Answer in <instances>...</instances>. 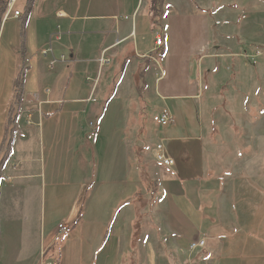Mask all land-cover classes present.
Listing matches in <instances>:
<instances>
[{
  "label": "rangeland",
  "instance_id": "374dc122",
  "mask_svg": "<svg viewBox=\"0 0 264 264\" xmlns=\"http://www.w3.org/2000/svg\"><path fill=\"white\" fill-rule=\"evenodd\" d=\"M224 1L225 4L218 6L222 14L220 23L212 21V16H208L207 21L202 23L199 13L185 21V25L190 29V39L196 40L190 46V52L181 54V59L184 57L185 62L188 61L187 69L183 72V68L180 67L176 71L179 75L178 80L183 77L182 80L192 84L186 83L182 91L184 97L175 100L179 110L176 109L174 129L173 125H162L159 122L160 114L166 112L160 99L151 103L155 105L152 110H147L148 102L146 103L147 100L139 95L138 89L133 92L128 103V118H124L121 110L116 108V101L112 103L98 139L93 136L94 126L90 125L96 118L84 115L77 118L83 135L89 136L95 140V144L97 143L96 152L92 150L87 140L80 149L69 148L73 143L70 129L56 135L54 141L58 147L52 153V178L50 183H46V202L43 210L44 245L47 246L52 241V245L45 247L42 253L46 252L45 258L42 256L45 264H99V256L102 253L99 255L98 251L103 245L104 237L108 238V241L114 237L117 244L103 264H117L120 254L124 250L125 252L129 250L135 235L133 233L135 203L130 202L122 207L114 221H110V214L116 207L120 191L123 195H129L139 187L142 194L145 191L134 157L130 175L132 184H128L122 190L117 189V181L111 172L109 159L113 151L121 150L118 144H121L123 139L126 144L133 145L135 142V147L143 148L144 164L151 178L154 176V166H161L156 160L157 144H164L167 152L171 149V157L176 163L172 167L175 175L170 171L165 181L177 180V186L171 185L170 182L164 184L159 182L163 193L159 194L152 208L155 221L147 220L145 214H143L145 219L140 221L141 263L138 264H171L172 257L180 261H176L178 264H194L192 260L195 253L190 256L191 259H187L188 252L185 253L187 257L177 256L175 251L169 249L171 245L160 244L154 230L148 225L156 222L162 241L183 238V248L188 249L191 241H199L205 237L214 239L216 230L212 222L216 220L219 222V219L226 224L224 227L222 225L221 229L218 226L217 231L227 233L237 230L238 226L240 234L236 236L235 244L229 249L234 256L224 258L218 264H225L226 261H230L231 264H264V0ZM53 4V1H47L45 4L43 0H39L37 4L29 28L31 50L40 46H37V43L34 45L39 20L46 22V27L57 21L52 17V9L55 7ZM24 5L25 0H18L17 9L22 11ZM144 5L145 3L142 7ZM145 20L141 21V25L148 26ZM208 20H211V23ZM225 21L229 34L234 31L238 34L236 40L229 37L227 42L229 45L237 43L235 46L238 49L227 44L221 51L224 56L215 57L212 56L214 53L210 44L222 40L223 32L220 28L223 30ZM241 21H244L242 25ZM170 23L174 34L176 28L172 22ZM213 24L216 27L212 26ZM122 27L126 29V26H121V30ZM1 28L0 143L2 127L4 128L8 105L12 98L13 79L18 72V65L21 64L22 45L20 20H8ZM161 31L157 30L159 33ZM154 36L155 34L150 32L143 36L144 39L139 37L140 52L145 53L153 47ZM156 43L155 39V45ZM41 51L40 55L47 59L49 67L51 60H56L57 66L69 59L68 54H57L53 49L52 53L47 55H42ZM151 55H156V52ZM172 56L168 59V67L164 65L162 71L153 64L157 69L156 78L164 73L165 77L160 79V86L166 88H170L171 76L168 72L171 70ZM28 59L29 62L27 60L26 64L30 63L31 66L36 64L33 58ZM171 71L174 72L175 69ZM33 72L27 80V89H31L35 81L36 76ZM113 72L112 69L111 79ZM144 73L150 74L148 80L156 79L152 78V69L140 72L139 76ZM76 83L78 81L71 80L69 90L71 94L69 96L67 94L65 101L73 97L72 91ZM93 83H89L90 87ZM140 86L145 90L146 85ZM107 89L108 86L104 87V91ZM194 91L198 96L192 99L189 96ZM89 93L90 90L76 95L84 96L86 99ZM124 105L125 101L119 102L120 109ZM126 122L128 127L124 129ZM179 128L183 132L181 137L185 138L186 147L181 141L173 144L174 130ZM157 129L159 131L156 135ZM185 151L187 154H184ZM122 163L120 158L119 166ZM176 171H181L180 177ZM173 176L176 179H173L175 178ZM101 181L105 185L103 188H99ZM168 183L173 191L165 194L164 188ZM233 190L239 217L237 222V213L232 208ZM71 209H77V213L83 210L82 223L73 228L69 227L59 236L58 221L67 219ZM241 227L245 229L242 230Z\"/></svg>",
  "mask_w": 264,
  "mask_h": 264
},
{
  "label": "crops",
  "instance_id": "0c3cea01",
  "mask_svg": "<svg viewBox=\"0 0 264 264\" xmlns=\"http://www.w3.org/2000/svg\"><path fill=\"white\" fill-rule=\"evenodd\" d=\"M47 1H53L55 7L52 9V17L57 21L51 23V26L48 24V27H46L47 23L39 20L34 38V45L36 43L37 46L40 45L37 49L31 50L29 28L39 0H36L26 31V61L29 62L28 58L31 57V59L36 60V64L34 66H31L30 63L27 64L25 96L18 119L20 134L16 138L9 159L2 171L0 182V264H45L42 260V253L45 247L52 245V241L47 246L44 245L43 222L45 229V219L43 221V210L46 202V183H50L52 178V153L58 147L54 141L56 135L65 129H68V131L70 129V138L73 143L70 144L69 148L80 149L86 140L93 151L96 152L95 146L98 147L95 140L83 135L80 122L77 121L79 116L96 118L95 121L90 122V125L94 126L93 136L98 139L112 103L116 101V108L121 110L124 118H128V103L133 92L139 89V95L147 100L146 103L148 102L146 104L147 110H152L155 105L151 103L160 99L166 112L172 117V122L167 125H173L172 129H174V120L177 116L176 109L179 110L175 100L184 97L182 91L186 83L192 84L182 80L183 77L178 80L179 75L176 71L180 67L183 68V72L187 69L188 61L185 62L184 57L181 59V54L190 52V46L196 40L190 39V29L185 25V21L199 13L202 23L207 21L208 16H212V21L216 20L220 23L222 14L218 6L226 3L224 0H43L45 4ZM143 3H145L144 7H142ZM124 17L128 18L125 19ZM143 19H146L148 26L141 25ZM208 21L211 23V20ZM170 22L176 28L174 34ZM243 22L241 21V25ZM121 26H126V29L122 27L121 30ZM212 26L216 27L214 24ZM158 29L162 30L161 33L157 32ZM220 30L223 32L222 40L213 41L210 44L214 53L212 56L215 57H223L224 54L221 51L228 44V38L232 37L236 40L238 36L236 31L229 34L226 21L223 30L222 27ZM150 32L155 34L153 47L142 53L140 52L141 41H139V37L144 39L143 36ZM157 35H161L163 39L161 46L155 45ZM236 44L232 43L228 46L238 49L235 46ZM49 46L57 54H68L69 60L53 68L49 67L47 59L40 55L41 49ZM107 48H110L108 53L112 57V62L100 71L98 58L101 51ZM153 52H156V55L160 57L151 55ZM171 56L170 69H175V71L170 70L168 72L171 81L169 83L170 88H166L160 86V79L165 77L164 73L161 77L156 78L157 69L154 68L153 64H156L162 71L164 65L168 67V59ZM19 66L20 64L17 67L18 69ZM112 69L114 72L111 79L110 71ZM151 69L153 71L152 78H156L154 81L148 80L149 73L138 76L140 72ZM32 72L36 78L31 89H27V80H29V75ZM135 75L138 76L136 82L139 85L138 89L135 87ZM71 80L73 82L78 81V83L75 84L72 91L73 97L69 101H65L67 94L68 96L71 94L69 92ZM88 82H94L93 86L90 87ZM141 84L146 85L145 90L141 88ZM107 86L108 89L104 91V87ZM46 90H50V93L47 94ZM88 90H90V93L86 99L84 96H79L82 91ZM78 93L79 95H76ZM181 93L182 95H180ZM197 96L194 91L189 97L194 99ZM148 100H151V102ZM121 101H125L122 109L119 108V102ZM28 117L31 120L30 124L27 123ZM127 127L126 122L124 129H127ZM159 127H161V124ZM197 128L199 129V127ZM3 129L2 127L1 138ZM158 131L157 129L156 135ZM200 131H202L201 128ZM182 133L180 128L174 130L173 144L181 141L183 146L186 147L185 138L181 137ZM118 145L121 150L119 152L113 151L110 155L109 165L114 179L117 181V189L122 190L128 184H132L130 175L132 160L135 156V142L133 145L126 144L123 139L121 144ZM144 153L142 154L143 162L145 161ZM166 153L171 157L172 150L169 149V152L166 151ZM184 154H187V152L185 151ZM120 158L123 162L121 166H119ZM175 165L176 163L172 167ZM172 167H165L162 164L161 166H154V176L152 178L161 184L170 182L171 185L175 184L177 186V180L165 181V177L170 171L175 175ZM180 175L181 171H178L177 176L180 177ZM173 179H176V177ZM170 183L164 188L165 194L173 191L169 187ZM103 187L105 185L101 181L99 188ZM119 193L120 196L116 201V205L119 201L133 194L123 195L121 191ZM235 201L234 195V206L232 208L237 213V222L239 217ZM126 205L124 204L122 207ZM218 205H220L219 195ZM232 208L230 207L231 212ZM220 212L221 209L219 208V215ZM76 215L77 209H71L67 219L59 220L58 225L61 223L71 224ZM212 223H214L213 227L216 230L215 234L213 233L214 239L203 236L207 239L205 246L194 251L190 248H183V238L181 237L173 240L164 239L163 241L160 237H157V239L161 245H171L169 249L175 251L177 256L187 257L185 253L188 252L189 257L187 259H191L190 256L195 253L192 260L194 264H218L224 258L234 256L229 249L231 245L235 244L236 236L240 234V230L237 226V230L223 233V231H217L218 226L221 229L222 225L224 227V224H226L223 223L222 219H219V222L216 220ZM230 228L234 229L235 227ZM241 229L245 228L241 227ZM131 241L133 242V239ZM140 241L139 238V250ZM208 241H210L209 244ZM116 244L114 237L109 241L108 238L105 242L103 241V245L98 251L99 255L102 253L99 256V264H103L105 260H108L111 250L115 248ZM123 252L120 254L117 264H120V257ZM138 255L140 261L139 251ZM175 259L174 257L171 258V264H178L176 262L178 260ZM225 264H231V262L226 261Z\"/></svg>",
  "mask_w": 264,
  "mask_h": 264
},
{
  "label": "trees",
  "instance_id": "16d2710c",
  "mask_svg": "<svg viewBox=\"0 0 264 264\" xmlns=\"http://www.w3.org/2000/svg\"><path fill=\"white\" fill-rule=\"evenodd\" d=\"M8 0H0V35L2 32V19L3 15L6 10ZM36 0H25V5L22 10L21 17L18 19L20 20V32L22 35V45L20 47V56H21V64L19 66L18 72L15 75L13 79V93L11 101L8 105L7 113H6V120L4 123V129H3V136L0 143V182L2 178V171L9 159L10 153L12 151V148L15 144L17 136L20 134V129L18 127V119L22 107V103L24 100V94H25V81H26V74L28 71V65L26 64V31H27V25L29 22V19L31 17V14L33 12V9L35 7ZM158 23V22H157ZM134 78L135 81V87L136 89L139 88V85L136 84L138 81L137 75ZM139 146V145H136ZM135 156L134 161L136 163L140 182L142 184L143 190L145 191L144 194H142L140 187L128 198L121 200L117 203L116 207L111 211V220L112 221L120 207H122L124 204L134 202L135 203V213L133 214V233L135 234L133 236V242L131 243V246L127 252H123V254L120 257V264H138L139 261V234L141 232V225L140 221L144 220V215L147 216V220H154L152 216V208L154 207L157 197L160 193H163L161 184L153 180L148 173L146 166L143 162V156L144 153L143 148L135 147ZM84 212L79 211L77 215L75 216L74 220L69 224L67 227V230L69 227L78 226L82 223ZM155 221V220H154ZM153 221V222H154ZM155 224V225H154ZM148 227L152 228L156 234V237H160V231L157 227L156 222L153 223V225H148ZM107 240L106 237H104V242ZM44 258L46 256V252L43 254ZM45 262V260H43Z\"/></svg>",
  "mask_w": 264,
  "mask_h": 264
},
{
  "label": "built area",
  "instance_id": "2783aa9c",
  "mask_svg": "<svg viewBox=\"0 0 264 264\" xmlns=\"http://www.w3.org/2000/svg\"><path fill=\"white\" fill-rule=\"evenodd\" d=\"M17 3H18V0H8L7 1L6 10H5V13H4L3 19H2V25L4 24V22H6L8 20H18L21 17L22 12H21V10L17 9ZM124 18L127 19L128 17H124ZM115 19H117V18H115ZM156 41H157L156 45H158V46L162 45L161 35H158V37L156 38ZM109 49L110 48L102 50L101 54L98 58V64H99V70L100 71L102 69L106 68L107 66H109L110 63L112 62V57L109 56V53H108ZM48 53L49 54L52 53V48L50 46L43 48L41 51L42 55H47ZM61 59L63 60L64 56H62ZM68 60H66L65 62H67ZM49 65L51 68H53L56 65V60H51L49 62ZM46 93L49 94L50 90H46ZM40 104L41 103L39 102V105ZM159 122L162 125H167L170 122H172V117L167 112L162 113L159 116ZM27 123L28 124L31 123L30 117H28ZM155 148L158 152L156 155V160L160 164H162L163 166L171 168L175 163L171 157L166 155L167 153L165 151L164 145L162 143H159L156 145ZM58 228H59L60 232L57 235H59V236L67 231V225L64 223H61ZM205 244H206V240H205V238H203V239H200L199 241L192 242L190 245V249L192 251H194L196 249L203 248L205 246Z\"/></svg>",
  "mask_w": 264,
  "mask_h": 264
},
{
  "label": "bare ground",
  "instance_id": "6f19581e",
  "mask_svg": "<svg viewBox=\"0 0 264 264\" xmlns=\"http://www.w3.org/2000/svg\"><path fill=\"white\" fill-rule=\"evenodd\" d=\"M162 44H163V39H162Z\"/></svg>",
  "mask_w": 264,
  "mask_h": 264
}]
</instances>
